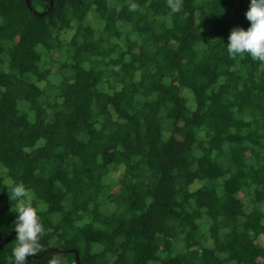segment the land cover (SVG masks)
<instances>
[{"label":"trees","instance_id":"trees-1","mask_svg":"<svg viewBox=\"0 0 264 264\" xmlns=\"http://www.w3.org/2000/svg\"><path fill=\"white\" fill-rule=\"evenodd\" d=\"M248 5L0 0V242L22 181L26 264H264V62L226 48Z\"/></svg>","mask_w":264,"mask_h":264},{"label":"clouds","instance_id":"clouds-1","mask_svg":"<svg viewBox=\"0 0 264 264\" xmlns=\"http://www.w3.org/2000/svg\"><path fill=\"white\" fill-rule=\"evenodd\" d=\"M171 12L180 10L181 0H168ZM135 5H133V8ZM249 21L248 26L233 27L228 35L227 52L231 57L249 55L253 60L264 62V0H249L244 13ZM10 188V195L8 189ZM10 201V211L15 217L11 228L15 230V244L11 249L14 264H26V258L41 250V237L45 227L40 221L38 212L43 205H33L34 193L25 184L13 182L7 186ZM5 228L0 225V232ZM51 264H57L55 260Z\"/></svg>","mask_w":264,"mask_h":264},{"label":"water","instance_id":"water-1","mask_svg":"<svg viewBox=\"0 0 264 264\" xmlns=\"http://www.w3.org/2000/svg\"><path fill=\"white\" fill-rule=\"evenodd\" d=\"M27 1V4H28V0ZM15 233V230H13L3 241L0 242V248L10 239V237ZM52 249V248H50ZM75 251V257L78 258V253L75 249H72ZM66 251H71V249H67Z\"/></svg>","mask_w":264,"mask_h":264}]
</instances>
